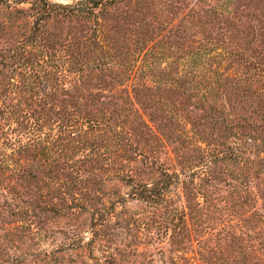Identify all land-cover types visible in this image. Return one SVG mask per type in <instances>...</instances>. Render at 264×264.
<instances>
[{"label": "rangeland", "instance_id": "obj_1", "mask_svg": "<svg viewBox=\"0 0 264 264\" xmlns=\"http://www.w3.org/2000/svg\"><path fill=\"white\" fill-rule=\"evenodd\" d=\"M50 1L71 5L80 0ZM180 1L184 2L181 6L184 10L174 16L172 25L178 24L184 17L189 18L187 14L192 16L194 12L219 8L223 11L220 12L222 17L210 12H207V17L213 16L220 21L223 17H230L236 24L248 26L246 30L236 32L241 49L247 48L246 42L241 39L256 38L258 27L264 28V0ZM14 2L15 0H10L9 3L0 5V164L6 167L4 176L0 173V264H99L104 263L110 256L117 264H264V163L261 164V161L264 162V145L258 146L264 143V79L259 74L256 75L259 69L254 72L257 78L254 75L250 82V71L248 67L246 69L245 62L240 58L229 57L222 49H216V44L209 45L206 42L208 33H205L206 36L197 29H190L192 36L183 46V53L187 49L190 52H199L197 59L211 61L208 68L218 69V80L225 91H220L219 98H215L217 109L214 114L204 105V101L212 96V93L209 94L211 89L198 86L188 88L185 92L183 90L181 94L169 95L175 100L170 108L176 111L175 120L178 118L172 129L167 130L173 141L164 140L160 136L158 142L151 143L152 152H155L152 156L171 169L169 174L172 179L168 188H164V201L156 205L145 202L135 193L134 184L128 185L120 179L129 174L130 170H134L133 176H153V171L145 168H152V165H148L150 161L143 154L131 155V161L125 157L113 162L111 156L99 161L100 157L89 154L86 149L78 151L76 147L61 145L55 150L67 151L66 156L57 161L51 158L40 161L30 158L28 167H39V170L48 172V176L52 178L46 180L53 182H47L56 187L62 183L72 186L80 172H84L82 181L77 184L81 185L80 188L86 196L79 195L74 200L71 195H66V201H55L58 204L50 212H43V205L30 213L32 217L28 222H22L21 220L26 219H20L19 216H11L6 204L12 203V192L16 186L13 176L17 175H14V171L16 168L23 169L17 167L13 161V157L21 153L16 154L13 150L19 140L24 143L28 141L20 134L14 111L18 108L26 109L27 106L23 101L20 102V98L31 95L25 92L27 84L21 79L23 75L16 76L14 61L20 58L15 56L21 54L22 58L28 56L37 62L34 49L31 51L25 48L19 51L16 48L21 41V34L27 31V20L20 19L21 16L16 18V10L27 9L29 5H17ZM168 29L167 27L162 34H166ZM190 45L192 47L188 48ZM25 52L29 55L24 54ZM252 56L254 60L259 57L257 54ZM186 58L188 60L189 56ZM167 65L164 64L163 67ZM45 69L55 71L49 66ZM72 81V75H69L59 79L57 84L64 90H69L74 86ZM241 82L243 83L240 84ZM233 83L240 84L237 85L238 90ZM167 89L168 87H163L155 92L157 101L162 103ZM53 91L47 85L43 88L44 93L39 91L35 96L47 99L53 96ZM58 93L56 97L65 98V93ZM178 95L185 97L179 99ZM49 105L51 103L47 106ZM32 106H28V113L32 112ZM54 109L57 114L59 107ZM57 119V116L52 117L50 125L42 131L48 140L58 139L59 125H51ZM191 120L196 122L195 126L190 125ZM255 126H258L257 130L251 132ZM184 131L189 132L193 138L192 145L200 147V152L183 144ZM238 131H243L252 143L253 149L245 156L250 161L247 164L242 160L237 163L230 160L218 161L213 165L208 163L211 159H207V148L225 150V146L238 142L234 137ZM64 136L62 133L63 138ZM110 136L108 129L102 134L105 139ZM202 138H208V144ZM177 149L182 152L186 150V164L181 163L175 156ZM55 165L59 166L62 173L56 175L52 171ZM158 167L153 165L154 170ZM68 171L72 177L65 175ZM210 175L219 176L217 178L221 179L220 182L208 185L207 177ZM55 176L59 178L55 179ZM184 183L189 184L187 191L184 190ZM235 184L237 187H233ZM193 190L198 203L202 204L200 206L208 214H214L217 219L210 221L205 218V214H201L202 218H198L197 222L188 218L187 226L191 227L192 241L189 242L188 235H183L182 244L174 247L171 245V228L176 224L183 227V221L178 218L188 211L186 193ZM203 194L207 197V202ZM246 194L254 196L256 202L252 200L243 204L240 196ZM29 198L34 201V195ZM203 209L202 212L206 213ZM255 213H258L261 221L246 222L242 218L252 216L254 219L249 221H255Z\"/></svg>", "mask_w": 264, "mask_h": 264}, {"label": "trees", "instance_id": "obj_2", "mask_svg": "<svg viewBox=\"0 0 264 264\" xmlns=\"http://www.w3.org/2000/svg\"><path fill=\"white\" fill-rule=\"evenodd\" d=\"M9 1L0 0V5H5ZM156 1L158 2L155 3V0H80L69 5L53 3L50 0H15L14 3L17 5H29L27 9L17 8L19 10H16L18 14L16 18L21 16L20 19L27 20V31L21 34V41L16 48L19 51L25 48L31 51L34 49L37 62L36 59H30L28 56L22 58L21 54L16 55L15 58H20L14 61L16 76L23 75L21 79L27 84L25 92L31 95L20 98V102L23 101L27 106L26 109L18 108L14 111L20 134L28 141L24 143L19 140L13 150L16 154L21 153L13 157V161L17 167L23 169L16 168L14 171V175L15 173L17 175L13 176L16 186L12 192V203L6 204L11 216H19L20 219H26L21 220L22 222H28L32 217L30 213L43 205L45 206L43 212H50L60 200L66 201L64 198L66 195H71L74 200L79 195L86 196L80 188L81 185L77 184L82 181L81 176L84 175V172H80L81 169L78 170L80 178L77 176V181L72 186L62 183L56 187L49 183L53 181L46 180V178H52L48 176L50 175L48 172L39 170V167L37 169L28 167L30 158L38 161L48 158L53 161L60 160L67 155V151L55 150L61 145L69 148L76 147L78 151L86 149L89 154L100 157L99 161H104L109 156L112 157L113 162L125 157L131 161V155L143 154L150 161L148 165H152V168H145L151 169L153 176L151 178L141 175L133 176L134 170H130L129 174L120 179L128 185L134 184L135 193L145 202H153L156 205L164 201L165 189L168 188L172 179V175L169 174L171 169L161 164L157 157L152 156L155 152H152L151 143L158 142L160 136L164 140L173 141L167 130L172 129L174 121L178 122V118L175 120L176 111L170 108V105L175 103V100L170 98V94H181L183 90L185 92L188 88L198 86L211 89L209 94L212 93V96L204 101L206 103L204 105L211 114H214L217 109L215 98H219L220 91H225L223 84L218 80L220 75L218 69L208 68L211 61L204 62L202 59H197L199 52H190L187 49L183 53L185 50L183 46L192 36L190 29H197L204 35L207 32L206 42L209 45L216 44L217 48H215L222 49L229 57L243 60L246 69L248 67L250 71V82L253 81L254 72L259 69L256 75L259 74L264 79L263 27H258L256 38L241 39L247 44V48L241 49L238 46L240 42L236 32L244 31L248 26L236 24L230 17H223L221 21L213 16L207 17V12L222 17L221 9L202 10L194 12L192 16L187 14L189 18L184 17L178 24L172 25L174 16L184 10L181 7L184 2ZM167 27L168 32L162 34ZM190 47L192 45L188 46ZM26 52L24 54L29 55ZM252 54H257L259 57L254 60ZM169 60L171 62L167 63ZM52 61L56 63L51 64ZM164 64L168 65L163 67ZM48 66L55 71H47L45 67ZM69 75H72L74 86L72 89L64 90L57 83L59 79ZM240 84L232 85H235V89L238 90L237 85ZM47 85L54 89L51 94L53 96L47 99L40 98L42 96L36 97L35 94L39 91L43 92V88ZM163 87L168 89L161 103L156 100L155 92L162 90ZM58 91L65 93V98L56 97L59 94ZM178 97L181 99L185 96L178 95ZM50 103L51 105L47 106ZM29 105H33L31 113L27 112ZM55 107H59L57 114H55ZM69 108L73 110L70 111ZM55 116L58 119L51 125L56 123L60 130L58 139L52 141L48 140L42 131L50 125L52 117ZM191 121L190 125L195 126L196 122ZM257 127L255 126L251 132H255ZM107 129L111 136L102 138V134L107 132ZM62 133L65 135L64 138ZM182 137L183 144L188 145L187 148L200 152L198 149L200 147L192 145L193 138L189 132L184 131ZM234 137L238 142L225 146V150L207 148V151L205 150L207 159H211L208 163L213 165L224 160L237 163L238 160H242L247 164L250 159H246L245 156L253 149L252 143L243 131H238ZM202 141L206 144L209 142L208 138L204 140L202 138ZM262 145L264 143L258 146ZM185 152L186 150L182 152L177 149L175 155L183 164L188 162ZM263 163L261 161V164ZM121 164L123 165V162ZM153 165L159 166L156 169L159 173L153 169ZM58 168L59 166L55 165L52 170L56 175L59 172L62 173ZM5 172L6 167L0 164V173L4 176ZM65 175L72 177L70 171ZM217 177L208 176L207 184L212 186L213 182H220L221 179ZM54 178L58 179L59 176ZM230 186L232 187V184ZM233 187H237V184ZM187 188L189 184L184 183V190L187 191ZM31 195H34V201L29 198ZM240 197L243 199V204L252 200L256 202L251 194ZM203 198L207 202L204 194ZM185 201L188 211L183 212V215L178 218L183 221V227L176 224L171 228V245L174 247L182 244L183 235H188L189 242L192 241L191 227L187 226L188 218L197 222L198 218H202L200 215L205 214V218L210 221L217 219L214 214H208V211L200 206L202 204L198 203L195 190L186 193ZM202 209L206 213H203ZM258 216V213L254 214L255 221H249L254 219L252 216L250 218L242 216V218L247 220L246 222H258L261 221ZM99 264H117V262L110 256L104 263Z\"/></svg>", "mask_w": 264, "mask_h": 264}]
</instances>
